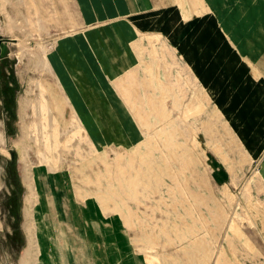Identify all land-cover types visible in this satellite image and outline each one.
I'll return each mask as SVG.
<instances>
[{"label": "rangeland", "instance_id": "1", "mask_svg": "<svg viewBox=\"0 0 264 264\" xmlns=\"http://www.w3.org/2000/svg\"><path fill=\"white\" fill-rule=\"evenodd\" d=\"M0 37V264H264V0H0Z\"/></svg>", "mask_w": 264, "mask_h": 264}, {"label": "trees", "instance_id": "2", "mask_svg": "<svg viewBox=\"0 0 264 264\" xmlns=\"http://www.w3.org/2000/svg\"><path fill=\"white\" fill-rule=\"evenodd\" d=\"M10 76L7 77L6 81L4 82V88H2L0 90V95L5 97L4 99V103H3V109L6 113H8V119L5 121L6 123V126L10 125L11 122L10 121H13L15 120L16 118V114H15V110H14V106H15V102H14V92L16 91L17 87H18V83L16 81V79L14 78V76L12 75V73L9 74ZM11 78V80H10ZM9 83H12V84H9ZM8 121V122H7ZM9 131V133H13V127L11 128V130L9 128H7V132ZM13 158L9 163L11 164V167H12V173L14 174V176L16 177L15 175V165H14V153L12 155ZM15 185H17V187H20V184H18V180H15ZM21 189V187L19 188ZM15 215L16 217H18V213L15 211Z\"/></svg>", "mask_w": 264, "mask_h": 264}, {"label": "flooded vegetation", "instance_id": "3", "mask_svg": "<svg viewBox=\"0 0 264 264\" xmlns=\"http://www.w3.org/2000/svg\"><path fill=\"white\" fill-rule=\"evenodd\" d=\"M3 47H4V40L2 38V40H0V90L4 88V82L6 81L8 75L10 74L9 72H7V68L10 62L7 53L6 54L3 53ZM4 99L5 97L0 95V109L2 110V112L5 113L3 109Z\"/></svg>", "mask_w": 264, "mask_h": 264}, {"label": "bare ground", "instance_id": "4", "mask_svg": "<svg viewBox=\"0 0 264 264\" xmlns=\"http://www.w3.org/2000/svg\"><path fill=\"white\" fill-rule=\"evenodd\" d=\"M23 144V143H22ZM21 150V149H20ZM21 153V152H20ZM74 198V197H73ZM25 225H26V223H25ZM25 228H26V226H24ZM29 232V231H28ZM31 234V233H30ZM30 239V238H29ZM30 240L28 241V245H27V247L24 249V251H23V257H27L30 253H31V248H30ZM34 252V251H33ZM22 256V255H21Z\"/></svg>", "mask_w": 264, "mask_h": 264}, {"label": "water", "instance_id": "5", "mask_svg": "<svg viewBox=\"0 0 264 264\" xmlns=\"http://www.w3.org/2000/svg\"><path fill=\"white\" fill-rule=\"evenodd\" d=\"M0 40H2V38L0 37ZM3 53L4 54H6L7 53V51H6V49H5V46L3 47ZM11 156H12V153H11Z\"/></svg>", "mask_w": 264, "mask_h": 264}]
</instances>
